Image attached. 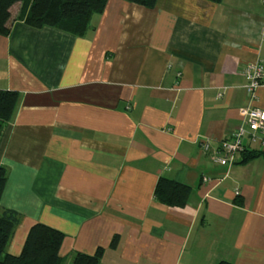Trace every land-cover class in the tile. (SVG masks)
I'll use <instances>...</instances> for the list:
<instances>
[{
  "label": "crops",
  "instance_id": "0c3cea01",
  "mask_svg": "<svg viewBox=\"0 0 264 264\" xmlns=\"http://www.w3.org/2000/svg\"><path fill=\"white\" fill-rule=\"evenodd\" d=\"M19 8L0 35V89L18 93L0 137V208L19 214L6 251L41 222L64 234L61 264L97 247L98 264H264V154L211 158L240 106L264 109L241 71L264 68L262 0H106L81 36ZM160 177L189 185L183 206L154 199Z\"/></svg>",
  "mask_w": 264,
  "mask_h": 264
},
{
  "label": "trees",
  "instance_id": "16d2710c",
  "mask_svg": "<svg viewBox=\"0 0 264 264\" xmlns=\"http://www.w3.org/2000/svg\"><path fill=\"white\" fill-rule=\"evenodd\" d=\"M145 7H153L156 0H126ZM215 3L221 0H209ZM19 2L17 18L25 24L41 28L51 26L59 30L81 36L89 26L94 13L101 12L106 0H0V35L10 32V8ZM18 93L14 90L0 89V137L4 125L11 119ZM258 152H246L247 159ZM6 184V171L0 165V197ZM190 187L175 180L160 177L154 187L153 196L158 202L168 206H183L189 196ZM19 222V214L8 208H0V264H61L59 254L64 234L41 222L32 224L25 236L22 248L16 255L8 253L6 247L13 230ZM102 247L94 253L76 252L71 264H98ZM216 264H230L221 260Z\"/></svg>",
  "mask_w": 264,
  "mask_h": 264
},
{
  "label": "built area",
  "instance_id": "2783aa9c",
  "mask_svg": "<svg viewBox=\"0 0 264 264\" xmlns=\"http://www.w3.org/2000/svg\"><path fill=\"white\" fill-rule=\"evenodd\" d=\"M262 3L264 5V0ZM260 41L264 42V14L260 28ZM241 71L247 79L244 90L249 100L253 102L257 98V90L264 86V68L261 61L257 59L245 63ZM238 111L241 123L229 136L219 142L211 156L214 162L229 166L235 161L237 153L264 154V109L251 103L240 106ZM200 147L203 151H208L210 146L207 141H202Z\"/></svg>",
  "mask_w": 264,
  "mask_h": 264
}]
</instances>
